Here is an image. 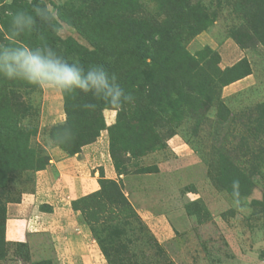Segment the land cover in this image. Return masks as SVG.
Returning <instances> with one entry per match:
<instances>
[{"label": "rangeland", "instance_id": "374dc122", "mask_svg": "<svg viewBox=\"0 0 264 264\" xmlns=\"http://www.w3.org/2000/svg\"><path fill=\"white\" fill-rule=\"evenodd\" d=\"M44 7L57 8L59 34L38 16L22 22L23 32L10 30L14 12ZM155 35L171 55L181 41L199 68L181 79L182 94L161 103L154 80L133 86L151 62L135 55L149 54ZM0 43L47 45L69 61L102 64L133 97L112 108L76 90L68 114L65 93L0 77V264H59L48 233L25 245L6 240L8 205L33 192L54 161L76 156L108 112L120 128L95 141L115 167L111 140L120 147L112 181L139 216L106 224L119 232L113 264H264V0H0ZM182 61L170 56L166 66L192 68ZM209 80L210 97L199 89Z\"/></svg>", "mask_w": 264, "mask_h": 264}, {"label": "crops", "instance_id": "0c3cea01", "mask_svg": "<svg viewBox=\"0 0 264 264\" xmlns=\"http://www.w3.org/2000/svg\"><path fill=\"white\" fill-rule=\"evenodd\" d=\"M115 120L108 112L107 125ZM102 143L99 139L76 156L54 161L50 169L39 173L33 192L25 194L20 203L8 205V242L25 243L31 234L48 233L59 264H108L90 228L79 222V214L72 207L73 201L100 190L102 175L109 180L119 178Z\"/></svg>", "mask_w": 264, "mask_h": 264}, {"label": "trees", "instance_id": "16d2710c", "mask_svg": "<svg viewBox=\"0 0 264 264\" xmlns=\"http://www.w3.org/2000/svg\"><path fill=\"white\" fill-rule=\"evenodd\" d=\"M178 41L176 42L178 43V51L171 55V48L166 45L165 38L155 35L151 40L152 45L150 48L152 51L145 56H141L140 54L135 55V60L139 62L138 64L143 63L146 59L151 62L150 64H146L147 66H144L146 67L145 69L141 68L143 65L138 67V70L136 71V78H138V80L133 86L140 88L145 82H147V80H154L155 83L152 84L153 94L155 97H158L159 103L162 102L161 99L169 97L172 93H177L178 95L182 94L181 87H183V83L181 82V79L189 77L191 72L195 75H199V72H197L199 68L192 61L191 57L184 52L181 41ZM180 49L181 51L179 52ZM174 55L176 59L181 57L183 60L182 62L185 65H190L192 68L183 72L182 66L180 68L177 66L172 68L170 66L171 64H167L166 66L167 59ZM234 82H236V80L230 82L224 81L222 85L227 86ZM214 88V82L209 80V82L203 84L199 89H201V93L206 92L204 94L205 96L210 97L214 95V93L210 92ZM65 98L67 112L68 114H71L69 97L66 93ZM104 109V107H101L100 111H103ZM107 128L114 130L120 128V126L117 124L108 127L104 122L102 125L90 127L83 135V146L80 148L78 154L82 151L83 147L95 143L100 132ZM119 149L120 147L115 143V140L112 139L111 155L115 163H117L115 167L117 170L120 169L118 164L120 163L119 159H121L119 157V154L121 153ZM99 183L101 187L99 191L73 201L72 207L75 212L79 213V217L83 219V222L90 227L106 260L109 264H113L114 258L120 256L122 252L120 246H117L115 243V238L118 239L119 232H116V230L109 231L106 224H114L120 221L128 222L129 220L137 221L139 216L137 212L131 208L123 192L119 190L112 180L106 179L105 176L102 175ZM18 244L25 245L24 243Z\"/></svg>", "mask_w": 264, "mask_h": 264}, {"label": "clouds", "instance_id": "9594fccd", "mask_svg": "<svg viewBox=\"0 0 264 264\" xmlns=\"http://www.w3.org/2000/svg\"><path fill=\"white\" fill-rule=\"evenodd\" d=\"M39 17L50 29L59 34L63 24L57 21V8H38L35 14L16 11L11 17V31L23 32L24 24H34ZM0 77L8 80H23L41 89H50L71 94L76 90L93 95L100 94L105 104L112 108H122L132 101L130 93L117 82L115 74H110L102 64L83 65L69 61L50 46L5 45L0 43ZM85 107H95L86 104ZM233 186H239L234 180Z\"/></svg>", "mask_w": 264, "mask_h": 264}]
</instances>
